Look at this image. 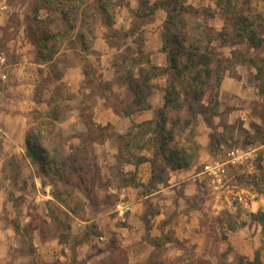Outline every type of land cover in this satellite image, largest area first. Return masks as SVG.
I'll use <instances>...</instances> for the list:
<instances>
[{"label":"rangeland","instance_id":"1","mask_svg":"<svg viewBox=\"0 0 264 264\" xmlns=\"http://www.w3.org/2000/svg\"><path fill=\"white\" fill-rule=\"evenodd\" d=\"M94 1L86 0L85 19L91 23V31L86 32V49L77 37L82 27L78 11L77 18L70 21L74 28L64 26V35L54 46L58 54L51 63H44L38 59L29 35L34 32L28 19L36 0H0V7H6L0 12L3 17L0 52L7 58L8 74L6 84L0 86V264H235L237 259L252 261L255 254L264 264V78L255 77L259 90L262 83L263 91L253 99H242L240 92L238 96L235 91L221 101L218 94L219 116L206 123L199 115L192 122L194 141L198 144L206 137L209 148L204 152L199 146L187 169L194 167V173H199L207 164L226 163L227 153L232 151L241 158L223 166L226 185L222 187L216 178L204 173L193 185L185 181L174 186L180 180L168 184L169 169L151 142L153 136L147 125L150 120L137 124L135 121L122 134L109 124L108 130L100 132L103 136L96 132L93 122L98 106L111 109L121 118L132 109L134 119L143 113L153 120L158 105L163 102L167 76L151 80L153 88L144 112L138 111L135 104L128 108L132 96L127 85L138 79L137 69L131 67L132 59L142 57L145 68L167 67L166 55L161 50L162 25L167 12L159 9L151 17L138 19L140 0H113L110 8L113 26L106 28L101 16L94 12ZM148 1L152 6L161 0ZM188 4L211 8L213 16L209 25L215 37L212 51L226 59L231 58L232 51L246 52V42L233 40L231 30V40L219 38L225 19L216 0H188ZM252 5L264 15V0H252ZM39 16L44 18L45 12L41 11ZM248 55L260 63L264 48L249 50ZM25 61L41 67L27 66ZM260 65L264 67V62ZM250 68L256 70L252 65L227 64L225 75L237 76L238 69ZM55 86L60 87V93L49 107ZM248 90L251 91V86ZM210 95L208 90L204 105ZM52 109L57 114L52 129L61 136L65 154L82 142L93 148L91 156L94 153L100 173L99 161L111 167L110 179H102L96 187L92 205L80 196L86 204L76 210L69 235L52 226L48 218L49 202L53 200L51 187L41 185V172L27 156L25 146L27 134ZM77 110L82 115L80 119ZM241 111L246 113L242 116L244 121L239 116ZM129 132L134 143L131 153L135 157L141 153L148 155L152 167L151 183L140 191L151 194L173 186L148 198L136 221L130 220L131 214L125 209L117 218V203L128 202L129 198L122 199V194H110L106 190L109 186L121 189L136 182L132 175L120 172L123 157L117 137ZM92 133L101 144L88 140ZM4 140L17 148L20 146L23 154L5 148ZM113 154L116 159L109 166L108 157ZM107 213L120 231L99 233L101 240L91 231L97 227L100 214ZM81 221L90 223L83 228Z\"/></svg>","mask_w":264,"mask_h":264},{"label":"trees","instance_id":"2","mask_svg":"<svg viewBox=\"0 0 264 264\" xmlns=\"http://www.w3.org/2000/svg\"><path fill=\"white\" fill-rule=\"evenodd\" d=\"M94 12L101 16V22L106 28H112L113 16L110 8L113 0H95ZM136 11L138 19L151 17L156 10L167 12L166 20L162 25L161 43L162 53L166 55L167 67L143 66L142 57L132 59L131 67L137 69L138 79L127 85L132 99L128 105H136L138 111L146 110V102L151 96L153 85L151 80L165 75L163 106L155 112L153 120L147 122L151 142L157 147L159 155L169 170L187 169L193 160L194 152L199 145L194 141V126L197 116H203L206 123L219 116L218 94L219 87L226 72V65H252L257 71V77L264 78V57L257 63L248 55L249 50L264 48V15L256 11L252 0H216L217 8L223 12L225 25L222 27L219 38L231 40L242 39L246 42V52L232 51L231 58H221L211 50L215 37L209 25L213 16L211 8H195L188 4V0H161L149 6L148 0H140ZM86 0H36L29 17L31 43L37 50L39 60L51 63L58 54L56 42L64 33V26L73 29L70 21L81 16L82 27L77 33L78 41L86 49V32L91 31V23L86 20ZM45 12L41 18L39 13ZM93 18V17H92ZM132 34H134L132 32ZM93 37V35H92ZM127 37V36H125ZM139 55L142 56L140 52ZM146 65L149 61L145 62ZM150 65V64H149ZM260 84V90L263 91ZM210 90L207 105L203 98ZM60 93V87L55 86L50 96V104ZM55 109L49 115L41 116L37 127L31 130L25 139L27 156L38 166L41 172V185L51 187L52 201L49 202V220L57 229L70 234L71 222L76 218V210L85 206L83 197L88 204L94 203L95 189L101 185L102 176L95 164L93 148L79 143L71 148L68 154L63 151L60 135L53 132V123L57 120ZM134 113L132 109L124 112V116ZM82 117V115L80 116ZM47 120V121H44ZM96 132L104 133L110 125L97 126ZM152 126V127H150ZM100 133L102 136L103 134ZM132 132L119 135L117 141L121 148L122 163L132 164L135 167L149 161L148 157H135L131 153L134 147ZM88 137V136H87ZM89 141L101 144L92 133ZM135 174L132 175L134 180ZM132 180V181H133ZM151 183V182H150ZM133 187L145 188V185L131 183ZM150 194V193H148ZM71 204V205H70ZM19 232L18 227L16 228ZM99 236L97 227L91 231ZM154 247L158 242H154ZM235 264H263L258 254L252 261L237 259Z\"/></svg>","mask_w":264,"mask_h":264},{"label":"crops","instance_id":"3","mask_svg":"<svg viewBox=\"0 0 264 264\" xmlns=\"http://www.w3.org/2000/svg\"><path fill=\"white\" fill-rule=\"evenodd\" d=\"M2 20H3V17L0 15V22ZM17 50H19L18 47H17ZM25 64H27V66L33 65L36 67H41L40 65H37V64L35 65L34 62H32V61H30L29 63H26V61H25ZM21 65H22V63L19 62V66H21ZM255 77L257 78V71L252 70L251 68L248 71L245 69L244 70L238 69L237 76H232V75L226 74L225 77L223 78L221 85H220V88H219L220 100L222 101L224 99V96L232 94L235 91H236L235 94H238V96H240V94H241L242 99H244V98L245 99H253L257 95H259V84H258V81L256 80ZM78 83L80 84L81 81L79 80ZM244 84L247 85L246 88L243 87ZM79 86L80 85H78V88H79ZM250 86H251V91L248 90V88ZM239 92H240V94H239ZM231 98H232V96H231ZM31 102H33V101H31ZM19 103H21V102H19ZM21 106L22 105H20V107ZM162 106H163V102H161L158 105V108L160 109ZM14 109L16 110L17 108H14ZM219 112H220V110H219ZM239 113H240L239 116H240L241 120L244 121L245 119L242 116H245L246 113L244 111H241ZM76 114H77L78 119H80L81 113H79V111L77 110ZM142 114H139L137 117H135V119H134L133 115H130L129 117L125 116V117L121 118V116H119L118 114H115L111 109H109V108L106 109L103 106H98L97 109H95L94 113H93V122L98 126H105L106 124H111L112 126H114L117 129L119 134H122V132L129 129V127L132 125L133 122L136 121V124H137L139 122L148 121V120L152 119V117L148 118L147 114H144V115H142ZM137 120H141V121H137ZM129 124H130V126H129ZM4 131H5V129H3V132ZM3 144H4L5 148L11 149L12 151L19 150L18 151L19 155H21V153L23 154V152H24V151H22L20 146L17 148V145L12 144L11 141H9V140H4ZM198 144L203 149L204 152L205 151L208 152L209 146L207 145L208 141H207L206 137H205V141L202 139V141H198ZM13 148L15 150H13ZM139 156H145V155L141 153V155H139ZM145 157H148V155ZM115 159H116L115 154L109 155V157H108L109 166H111V164L113 163V161H115ZM105 164H106V162H103V161L100 162L99 161V166L101 167V176H102L103 181H105L106 178L110 179V175H111V170H110L111 167H105ZM193 169H194V167L190 168L189 170L188 169L187 170L180 169V170H175V171L169 170L170 179L168 180V184H171V182L173 180H177V181L180 180L174 186H178L185 181L192 182L191 185H193V183L196 182V178H199L200 175H203L202 171L199 173H196V172L194 173ZM120 172L125 174V175L135 174L134 180H136V183L137 184L139 183V184L146 186L151 181V175H152L151 162L147 161V162L141 163L137 167H135L132 164H125V163L121 162ZM190 175H195V176L189 179L188 176H190ZM157 188H159V187H157ZM172 188H173V186L171 185V186H169L165 189H162V190H155L151 194L141 192L140 190H142L144 188H142V187L135 188V187H133L132 184H127L126 186L122 187L121 189H119L118 186H116V185L115 186H109L106 188V190L110 194H117V195L122 194L121 195V198L123 197L122 199H124L125 196H127L129 198L128 202L127 201L126 202L119 201L117 203V205H116L117 209L115 211L117 213V218L118 217L120 218V216H122V210L125 209V210L129 211L131 214L130 220L136 221L137 218L139 217V215L144 210V208L146 206L145 201L148 198H150L152 196H156L158 194H161L162 192L166 191V189H172ZM98 192H99V190H97V193H96L97 195H98ZM195 193H196V191H195ZM96 221H97L98 233H106L109 230L110 231L115 230L116 232L120 231V229H118L115 226L114 221L111 220V218L109 217V213L103 214V215L100 214V216L98 217V219ZM89 223H90V221H81L80 222V224L82 226H84L83 228H85V226L88 225ZM131 230L133 231L134 229L132 228ZM99 239L102 240L103 238L101 236H99ZM140 258H142V257H140ZM139 259H136V260H139ZM130 263H131V261H130Z\"/></svg>","mask_w":264,"mask_h":264},{"label":"built area","instance_id":"4","mask_svg":"<svg viewBox=\"0 0 264 264\" xmlns=\"http://www.w3.org/2000/svg\"><path fill=\"white\" fill-rule=\"evenodd\" d=\"M6 10L5 6H1L0 7V11H4ZM8 80V74H7V58L5 56V54L3 52H0V86L3 87L6 82ZM227 157H228V161L226 163L228 164H232L235 161H239L241 157H236L234 156V153L228 152L227 153ZM220 164L215 162L214 164H207L204 166V174L210 175L214 178H216V181L218 183H221L222 187L224 185H226V181L224 179H226L227 175H223L224 174V169L223 166L226 164ZM123 213V212H122Z\"/></svg>","mask_w":264,"mask_h":264}]
</instances>
